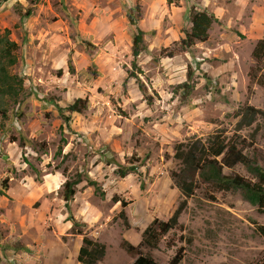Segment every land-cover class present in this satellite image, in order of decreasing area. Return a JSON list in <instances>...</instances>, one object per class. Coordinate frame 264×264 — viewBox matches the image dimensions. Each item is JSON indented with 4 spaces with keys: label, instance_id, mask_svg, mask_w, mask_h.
<instances>
[{
    "label": "rangeland",
    "instance_id": "obj_1",
    "mask_svg": "<svg viewBox=\"0 0 264 264\" xmlns=\"http://www.w3.org/2000/svg\"><path fill=\"white\" fill-rule=\"evenodd\" d=\"M192 6L216 18L207 40L185 54L160 56L190 29ZM128 13L145 33L136 76L152 105L127 78L135 31ZM4 31L17 46L8 73L21 85L0 117V183L9 179L0 195V264H79L84 236L105 247L97 264H131L136 257L122 243L138 245L152 220H168L182 199L171 179L173 155L189 139L205 141L221 131L245 146L252 142L244 152L264 169V120L235 131L245 103L264 110L259 86L247 94L251 53L264 38V0H179L177 7L166 0H0ZM187 67L194 90L181 103L172 90L185 81ZM84 98L88 107L64 110V123L54 105L65 109ZM130 165L136 172L120 178L118 167ZM223 173L252 179L241 166ZM76 174L83 180L67 210L62 185ZM178 222L182 228L143 254L158 264L178 249L179 264H264L257 230L264 213L239 193L201 185Z\"/></svg>",
    "mask_w": 264,
    "mask_h": 264
},
{
    "label": "trees",
    "instance_id": "obj_2",
    "mask_svg": "<svg viewBox=\"0 0 264 264\" xmlns=\"http://www.w3.org/2000/svg\"><path fill=\"white\" fill-rule=\"evenodd\" d=\"M166 4L177 7L179 0H166ZM30 15L31 13H26L27 17ZM127 18L129 24L135 27V31L131 36V70L127 72V78L136 80L143 100L147 105H152L153 97L147 93L144 84L136 76V73L140 72L136 64V58L147 50L143 41L145 33L137 27V18L132 13H128ZM189 22L190 29L184 32L183 37L174 42L172 47L161 49L160 56L172 58L185 54L197 42H205L208 38V31L212 24L216 22V18L205 10H197L192 6L189 10ZM16 48V44L8 38V31L0 33V117H3L6 112L7 102L5 99L16 94L21 85V82L15 76L8 73V68L14 64L12 54ZM251 55L253 66L248 72V96L252 94L254 85L259 86L264 92V38L257 40ZM193 76V69L187 67L185 81L173 87L172 94L178 97L181 103L189 102L194 90ZM88 105V99L84 98L75 100L65 109L57 104L54 106L64 123H67L69 117L64 114V110L69 113H81ZM235 118H237L235 131H239L250 127L257 118L264 120V110L245 103L239 109ZM20 146L24 147V144L20 143ZM251 147H253L252 142L245 146V142L240 141L238 137L228 138L221 131L212 134L205 141L189 139L187 142L176 144L173 157L177 161V169L171 173V179L180 191L182 199L168 220H152L142 231L138 245L133 246L126 241L122 243L125 252L136 257L131 264H158L150 255L143 254L142 249H156L160 241L169 232L182 228L178 219L187 206V199L192 197L201 185L209 187L216 192L239 193L244 201L255 206L259 213H264V169L254 158H250L244 152L245 149ZM236 166L243 167L252 179L247 180L239 175L223 173L224 169L232 170ZM130 172H136L135 165H130L129 167L119 166L117 169V175L120 178ZM82 180L81 175L76 174L74 177L66 179L63 183L61 196L67 210H69V203L75 195V187ZM8 181L9 179L5 178L0 183L1 196L8 190ZM85 181L94 188L95 193L100 191L97 182L88 177ZM209 198L213 197L209 195ZM118 216L122 218L124 225L128 227L123 211ZM257 230L264 236V227L259 226ZM104 251V245L84 236L78 250L77 262L79 264H97L104 255ZM182 257V250L178 249L167 264H179Z\"/></svg>",
    "mask_w": 264,
    "mask_h": 264
}]
</instances>
